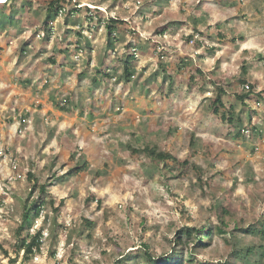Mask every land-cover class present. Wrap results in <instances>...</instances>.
Returning <instances> with one entry per match:
<instances>
[{"label":"rangeland","instance_id":"1","mask_svg":"<svg viewBox=\"0 0 264 264\" xmlns=\"http://www.w3.org/2000/svg\"><path fill=\"white\" fill-rule=\"evenodd\" d=\"M47 1L32 0L17 12L21 22L0 27V264L25 262L24 206L42 196L56 203L36 220L44 242L28 264H165L156 259L171 250L177 264H264V236L246 231L264 224V0H77L83 11L40 33ZM86 7L125 21L112 47ZM234 34L246 38L234 42ZM135 45L143 50L134 51L126 81L122 57ZM53 56L59 62L50 65ZM211 78L234 84L226 100L242 123H225L209 108ZM145 145L197 167L142 173L149 161L131 147ZM84 162V172L69 173ZM43 183L41 196L33 186ZM187 226L213 228L209 247L179 249Z\"/></svg>","mask_w":264,"mask_h":264},{"label":"trees","instance_id":"2","mask_svg":"<svg viewBox=\"0 0 264 264\" xmlns=\"http://www.w3.org/2000/svg\"><path fill=\"white\" fill-rule=\"evenodd\" d=\"M7 1L8 0H6L5 2L7 3ZM5 2H1L2 4H0V6H2L0 10V12H2V14L0 15V27L3 30L10 29L12 25L14 26L16 23L21 22L23 20V17H22L23 15L22 16L17 15V12L19 11V9L23 12L22 14H24L25 12L29 11L33 6L32 0H26L20 6H17L16 3L11 2L9 7L6 6L7 4ZM45 4H46V13L44 15V19L40 25H36V29L40 33L41 32L45 33L46 31L54 28L55 22L60 16L76 14L79 11H83V7H85L84 5L80 6V2L77 0L76 1L48 0ZM95 9L97 10H91V8H87L88 12L96 11V15L92 14L89 17V19L90 20L95 19L98 25H100L101 23L105 24L107 32H108L107 42H108L109 47H112L114 45V41H118L121 39L122 35L118 34V25L119 23H123L125 21L117 17H114V16L107 17V18L103 17L102 11L99 10L98 8H95ZM37 10H39V8H37ZM162 31L164 32L165 30H162ZM218 34L221 37H223V41H224L225 34L221 32H219ZM237 36L239 37L237 38ZM242 38L244 41L246 37L243 34H237V35L234 34V36L232 37V41L237 42V39H242ZM75 42L76 44H78L79 47H81L80 45L81 42L79 40L74 41V43ZM132 45L133 44H129V46H132ZM141 47H142L141 45L133 46L132 47L133 52L125 53V55L122 57L124 61V69H123L124 78L126 79V81L131 80V78L134 75V72L137 67V62H138L137 52H134V51H138V50L142 51L143 49H141ZM67 48H70V47L67 46ZM4 49H5V44L2 43L1 38H0V57ZM215 49L216 48H213L212 50L214 51ZM49 60L51 61L50 65L57 64L59 62L56 56L50 57ZM184 61L185 59H183V62ZM246 66L247 64L242 65V69H243L245 76L248 75V72H249ZM100 71L104 72L108 77H112V74L108 68L103 69V71L100 69ZM245 76H239L235 80L240 83H243V89H246L245 86L248 87L249 93H250L254 91L256 86L254 84H251L250 82H247L248 80ZM27 81L29 83L32 82V80L30 79H28ZM209 82L213 85L214 91H216V96L212 98V100L209 103V108L212 110V112L225 123L227 122L231 125H233L236 122H238V124L242 123V118L240 114L236 113L234 105L228 106V103L226 100V96L228 93L227 87H232L234 84L229 83V86L226 84L223 85L221 81L213 80L212 78L208 80V83ZM202 89H205L204 85L202 86ZM262 95H263L262 99H264V94ZM234 96L237 97V99L243 101V103H246L245 99L247 98L248 95L240 94L239 92H236ZM238 137H244L242 133V129L239 130ZM131 153L133 155L144 154L146 158L148 159L149 162H141V164L139 165V170L142 173L146 171L149 172V170L150 171L157 170L159 169L161 164H163L162 165L163 170L166 169L167 171L173 170V166H177L181 170L180 175H186L190 166L192 168L197 167V165L191 162L189 159L187 158L184 160L180 159L172 151L160 149L156 146L145 145L144 147H139V148L131 147ZM87 166H88L87 162H84L82 164H76L70 169L69 173L70 174L82 173L85 171ZM28 175L31 179L34 177L31 172H29ZM198 177L200 181H203V177L201 176V174ZM207 180L208 182L211 181L210 178H208ZM36 188H39V192L41 196L43 194H46L48 191L47 183L34 184L33 189H36ZM40 199L41 200L38 199L36 201H32L31 203L25 204L24 206L22 224L18 231L20 239H21V249L24 250V261L25 262L23 264H28V261L32 260L36 256L37 253L42 252V246L44 242V239H43L44 238V228L40 227L37 230H34V227L36 224V220L41 216L45 205L47 203H51L52 205L56 203L55 199L53 198L49 201L45 196L43 199V196H42ZM62 204H64V201H61L59 206L61 207ZM87 223L89 226L93 225L92 224L93 222L91 221H87ZM222 223L225 226L227 225V223L224 220H222ZM237 228L238 227H236V229ZM246 231L250 233H261L264 236V224L261 223V225H259L258 228L251 227L247 229ZM219 233L222 235H225L228 232L224 228H220ZM213 235H214V230L211 227L197 228L195 226H187L179 232L178 238H176L175 241L178 246L182 245V247H180L179 249H184L183 247L184 246L187 247L186 245H188V243L190 242H192L193 246L196 248H207L209 247L213 239ZM185 237H187L186 240L184 239ZM144 247H145L144 252L146 255L150 257V259L155 257L152 254V252L149 251L150 246L148 244H145ZM252 248L253 246H248L246 253H249L252 250ZM177 249L175 250L178 252ZM173 253H174V250H171L170 252L168 251L164 252L161 254L162 257L157 258L156 261L159 262L161 260H164L166 261L165 264H177L178 261L175 262L174 259H173L174 261L169 260V259H172ZM236 253L242 254L243 249L239 251L237 250ZM120 262L121 260H119L118 263ZM201 264H210V263L202 262ZM223 264H230V262H226Z\"/></svg>","mask_w":264,"mask_h":264},{"label":"bare ground","instance_id":"3","mask_svg":"<svg viewBox=\"0 0 264 264\" xmlns=\"http://www.w3.org/2000/svg\"><path fill=\"white\" fill-rule=\"evenodd\" d=\"M2 0H0V2H1ZM1 4V3H0Z\"/></svg>","mask_w":264,"mask_h":264}]
</instances>
